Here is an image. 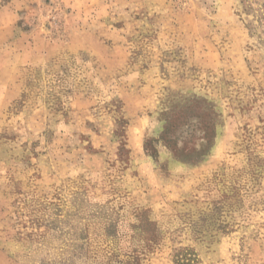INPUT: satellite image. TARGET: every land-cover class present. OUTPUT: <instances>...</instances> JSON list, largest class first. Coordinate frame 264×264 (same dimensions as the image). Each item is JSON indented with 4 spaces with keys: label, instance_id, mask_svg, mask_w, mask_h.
Masks as SVG:
<instances>
[{
    "label": "rangeland",
    "instance_id": "374dc122",
    "mask_svg": "<svg viewBox=\"0 0 264 264\" xmlns=\"http://www.w3.org/2000/svg\"><path fill=\"white\" fill-rule=\"evenodd\" d=\"M264 264V0H0V264Z\"/></svg>",
    "mask_w": 264,
    "mask_h": 264
},
{
    "label": "trees",
    "instance_id": "16d2710c",
    "mask_svg": "<svg viewBox=\"0 0 264 264\" xmlns=\"http://www.w3.org/2000/svg\"><path fill=\"white\" fill-rule=\"evenodd\" d=\"M175 262L176 264H191V259L188 258L187 253H184L183 251H180L175 256Z\"/></svg>",
    "mask_w": 264,
    "mask_h": 264
}]
</instances>
